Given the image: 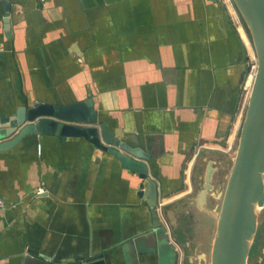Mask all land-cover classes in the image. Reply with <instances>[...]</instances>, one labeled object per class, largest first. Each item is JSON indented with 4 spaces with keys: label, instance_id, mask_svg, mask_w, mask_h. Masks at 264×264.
Instances as JSON below:
<instances>
[{
    "label": "crops",
    "instance_id": "obj_1",
    "mask_svg": "<svg viewBox=\"0 0 264 264\" xmlns=\"http://www.w3.org/2000/svg\"><path fill=\"white\" fill-rule=\"evenodd\" d=\"M14 2L8 37L0 0V112L92 97L117 135L156 142L167 236L139 195L142 180L114 155L84 137L33 134L0 152V264L104 252L107 264H188L183 240L197 239L183 228L209 211L185 184L192 170L205 176L196 145L230 146L240 131L247 31L224 0Z\"/></svg>",
    "mask_w": 264,
    "mask_h": 264
},
{
    "label": "water",
    "instance_id": "obj_2",
    "mask_svg": "<svg viewBox=\"0 0 264 264\" xmlns=\"http://www.w3.org/2000/svg\"><path fill=\"white\" fill-rule=\"evenodd\" d=\"M1 1L5 10V29L10 37L9 17L15 2ZM233 1L251 31L258 61L237 156L225 191L217 195L218 199H222V207L211 264H248L251 242L258 231V213L254 205L257 202L260 206L264 205V0ZM244 76L245 73L243 80ZM33 134L58 136L62 140L84 137L100 151L114 155L142 180L139 195L147 198L154 210L155 221H158L157 229L167 236L157 213L161 159L156 142L147 136L141 140L136 134L117 135L94 108L92 97L60 104L26 100L14 112H0V152L15 147L26 136ZM217 171L215 162L209 160L196 202L201 209L206 210L207 197L215 188L213 182ZM108 256L104 252L74 263H54L48 258L42 260L30 255L26 264H107Z\"/></svg>",
    "mask_w": 264,
    "mask_h": 264
},
{
    "label": "rangeland",
    "instance_id": "obj_3",
    "mask_svg": "<svg viewBox=\"0 0 264 264\" xmlns=\"http://www.w3.org/2000/svg\"><path fill=\"white\" fill-rule=\"evenodd\" d=\"M224 1L232 9L233 13L236 16V19L238 20V23L245 28L251 40V45H252L251 47L253 49V52L251 51L250 56L249 55L245 56V63H246V68H245L246 81L245 82L247 83V79L251 74H253L255 77L256 69H257V61H258L256 52L254 49V43H253V39L251 36V31L245 21V18L243 17L242 13L236 6L235 2L233 0H224ZM253 82H252L251 87L249 85L248 88L246 86V83H244L245 84L244 85L245 87L244 95H245L246 102H247V99L250 97ZM247 107L244 110L245 113H244L243 122L246 116ZM243 122H242V126H243ZM242 126L240 128V131L235 141H233L230 146L224 140L219 144L220 147H216V145H208L205 147L196 145V148L194 149V154H196L195 156H199L198 158L199 160L201 159L203 155L206 156V160L203 161V167H201L202 170H204L205 166L207 167V163L209 160H213L215 162V165L219 168V171L216 175H214L213 184L215 188L213 191L210 192L209 194L210 201H209L208 207L206 206V210L209 212L207 213L205 209L204 211L206 213L203 215L198 214V213L196 214L195 213L196 211L193 212L191 216H193V219L195 218L194 220L195 222L191 224L189 222L188 224L189 226L187 228H185L186 226L183 228L185 231L191 230V233L193 231V234L195 238L197 239L194 242L187 241L185 239L183 240L184 248L186 251V254H185L186 263L188 264H190L189 257H193V256L196 257L197 255H200L201 259L200 258L196 259V263L211 264L213 244H214V239H215L216 232H217L218 216L220 214L221 207H222V199H218L216 195H218L220 191H225L226 189L228 178L231 174L232 167H233V162H234L233 159H234V156L236 155V152L238 151ZM194 154H192V156H194ZM195 164L199 165L198 162ZM197 169H195V172L194 170L189 172V176L191 178L193 177V183H194V189L190 195H196L197 193H199L201 189V185L203 184V181H204L203 179L204 177H202L201 179H197L198 178ZM186 190H187L186 193H188L190 191V187L186 188ZM213 194L215 197H212ZM189 196H186V197H189ZM187 203H189V201ZM189 209H190L189 206L188 207L186 206L184 211H187ZM256 212L258 213V231L254 239L251 242V250H250V256L248 259V264H264V205L260 206L259 209L256 210ZM191 216L188 214L187 219H190ZM184 235H186V233H184ZM211 238H214L212 239L213 242L211 241ZM200 240L201 242L204 243V245H201V246L198 245ZM194 252H197V254ZM203 255H205V257H203Z\"/></svg>",
    "mask_w": 264,
    "mask_h": 264
},
{
    "label": "bare ground",
    "instance_id": "obj_4",
    "mask_svg": "<svg viewBox=\"0 0 264 264\" xmlns=\"http://www.w3.org/2000/svg\"><path fill=\"white\" fill-rule=\"evenodd\" d=\"M231 4H232V3H231ZM251 50H252V52H253L252 47H251ZM254 56H255V55H254ZM255 59H256V57H255ZM254 78H255V77H254L253 74H251V75L248 77V79H247V83H246L247 88H248L249 85H250V87H251L252 82L254 81ZM251 89H252V88H251ZM236 156H237V152H236V155L234 156V159H233V160H235ZM259 207H260L259 203H258V202L255 203V205H254L255 210L259 209Z\"/></svg>",
    "mask_w": 264,
    "mask_h": 264
},
{
    "label": "flooded vegetation",
    "instance_id": "obj_5",
    "mask_svg": "<svg viewBox=\"0 0 264 264\" xmlns=\"http://www.w3.org/2000/svg\"><path fill=\"white\" fill-rule=\"evenodd\" d=\"M218 171H219V168H218ZM218 171L215 173V175L218 173ZM205 173H206V171H205ZM189 179H192L191 177L189 178ZM204 179V178H203ZM203 183H204V181H203ZM186 186V188H188V186L190 187V192H193V189H194V183H193V180H191L190 181V183L189 184H185ZM203 185V184H202ZM202 185H201V188H202ZM184 187V186H183ZM201 190V189H200ZM215 197V196H214ZM216 197H217V195H216Z\"/></svg>",
    "mask_w": 264,
    "mask_h": 264
},
{
    "label": "built area",
    "instance_id": "obj_6",
    "mask_svg": "<svg viewBox=\"0 0 264 264\" xmlns=\"http://www.w3.org/2000/svg\"><path fill=\"white\" fill-rule=\"evenodd\" d=\"M43 191L44 190L42 188H38L36 190V194H41V193H43ZM5 205H6V203H5L4 199L0 197V207H4Z\"/></svg>",
    "mask_w": 264,
    "mask_h": 264
}]
</instances>
